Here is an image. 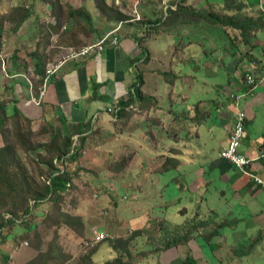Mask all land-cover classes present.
<instances>
[{"label":"crops","instance_id":"1","mask_svg":"<svg viewBox=\"0 0 264 264\" xmlns=\"http://www.w3.org/2000/svg\"><path fill=\"white\" fill-rule=\"evenodd\" d=\"M52 1L0 0V49L7 62L6 73H2L0 65V104L3 105L7 116L10 117L16 112L22 120L34 126L44 122L58 124L66 121L67 126L84 131L86 126H91L93 131H111L114 134L112 139L100 145L101 151H88L81 160V166L88 167L87 155L98 154L102 158L101 165L107 169L113 160L111 154L116 157L115 160L126 156L125 168H122L120 173H112L120 179L116 184L127 185L122 180L129 177L127 173L135 164L136 170H132L135 172L131 175V188L141 193L146 186H150L149 190L163 192V185L156 187L154 179L169 172H179L182 168L183 175L179 177L183 178V184L189 186V191L193 190L207 197L220 196V202L224 206L230 204L227 200L229 195H232V200L238 206L255 207V202L264 200L262 193L264 188L222 157L223 151L228 146L237 113H247V138L243 143L242 154L254 161L250 173L264 181V84L250 95L244 85V76L252 63L259 64L264 58V30L252 32L255 38L246 43L245 40L242 41L239 30L226 27L227 33L237 36V40L231 41L228 38L231 42L229 44L228 40L214 43L204 38L209 45L207 51L203 43L194 40L193 28L188 27V25L196 26V22H193L196 18L183 14L181 18L175 17L176 27L182 26L179 47L176 48L175 53L159 54L157 53L159 47L152 43L153 37L157 35L160 38L166 33L172 35L176 28L166 32L167 27L163 23L165 19L162 18L161 22L156 23L162 17V13L161 16H156V10H161L166 17L169 9L172 12L177 10L181 0L177 3L175 0H134L135 5L139 2L137 7L125 9L130 20L108 23L103 16L100 28L97 27L101 37L93 36L94 41H90V43L97 42L106 33L117 29L115 35L119 39L118 45L109 46L103 52L88 58L64 64L51 78L44 100L38 105L33 99L39 94L41 86L36 88L38 91L35 92L34 86H38L39 78L33 67L37 65L39 59L34 58L32 54L38 49V52L44 56L51 55L52 49L60 48L61 51L58 53L61 54L62 51L72 48L68 44L56 46L58 39L66 31L67 24L59 33H53L57 18L53 15ZM77 1L80 2L79 5L76 4ZM83 1L61 0L60 4L63 12L66 13L70 5L78 8L84 4ZM241 1L245 4L243 13L256 18L260 0ZM88 2L94 4L92 0ZM196 2L206 4L207 7L211 4V0H196ZM212 2L217 4L215 12L227 14L225 13L227 2L224 4L218 0ZM184 5L188 7L185 3ZM189 7L200 12L206 10L195 6ZM136 14L139 19L136 18ZM215 26L220 27L227 34L224 26L219 24ZM47 41L50 45L46 48ZM181 47L182 51H188L189 54L179 59L178 63L182 60L184 63H196L203 58V61L210 62H204L208 67L220 66L227 77L224 85L220 83L213 85V82L207 83L208 81L201 80L194 82L195 75L180 76L179 71L168 72L165 58H169L172 64ZM166 50L171 51V46L166 47ZM219 50L225 53L216 55ZM48 63L49 60L46 64ZM162 74L163 76L171 74V81L163 82ZM138 75L143 77L141 91L145 100L133 105L132 115L127 122L118 123L113 112L120 101L128 99ZM212 75L215 73L212 72ZM207 88H210V92ZM110 108L113 112H108ZM217 128L220 130L215 136ZM156 132L161 134L160 138L156 137ZM209 145H212L211 148ZM168 161L169 169L165 172L159 171ZM208 172L214 175L206 179ZM191 176H195L192 186L187 184ZM143 177H153V179L144 186V183L138 181ZM153 193L156 194V191ZM203 201L207 205L211 204L209 198H203ZM199 209L201 208L191 207L192 216ZM207 210L218 215L211 208ZM84 211L90 219L91 210L86 208ZM183 212L189 215L190 209L185 206ZM263 216L261 212L253 217L255 220H261ZM89 219L87 222L90 221ZM257 224L262 225L259 222ZM104 227L106 226L101 224L100 227L94 226V231ZM5 229L7 230L6 226L0 228V234L2 232L0 264L30 262L35 257L34 250L19 239L16 241V230L12 232ZM197 235L198 233L189 245L203 240ZM257 235L259 236L249 237L250 242L262 239L261 231ZM224 238L227 239L223 243L225 248L233 249L234 255L238 257L239 250L236 245L229 241V237L224 236ZM203 246L206 249L204 242ZM256 246L252 244L249 250L243 252V256L250 258ZM256 250L253 255H264V247L258 246ZM97 253L93 254L91 264H105L116 257L113 251L111 256H108L109 259H97L95 257ZM72 254H74L72 259H75L77 252ZM189 254L195 258L192 253Z\"/></svg>","mask_w":264,"mask_h":264},{"label":"rangeland","instance_id":"2","mask_svg":"<svg viewBox=\"0 0 264 264\" xmlns=\"http://www.w3.org/2000/svg\"><path fill=\"white\" fill-rule=\"evenodd\" d=\"M183 1L185 0H182V8H184L182 9L183 14L190 10L185 9L184 3L188 5V7L195 6L201 10L206 9L202 12L204 19L201 20L197 18L195 20L196 26L188 25V27L193 28L192 36L195 41L203 43L207 51H209V45L204 38L212 40L214 43L215 41L217 43H222L228 40V43L231 44L224 31L213 24L215 18L210 14L213 13L218 16H225L223 12H215V6L217 4L213 3V0H211V4L208 7L206 4L202 5V3H197L196 0ZM227 1L229 0H218V2L223 4ZM175 2L177 3L178 0H175ZM108 3L114 6V0H109ZM122 3L124 4V0L116 1V5H121ZM76 4L79 5L80 2L77 1ZM86 7L91 12L92 16L95 17L96 21L94 24L95 19L93 18V25H78V22L82 21V19L78 17L75 33L79 35V39L77 40V38H75L76 42L73 46H70L77 50L93 43H90V41H88L89 38L86 39L84 36L89 33L91 38L94 34L90 35V32L93 30L94 26L96 30L97 27L100 28V21L103 17V14L100 13L101 11L94 8V4L87 1ZM130 13H132V11ZM161 13L162 18L166 19L161 10H156L157 17L161 16ZM104 17L106 16L104 15ZM175 21V15L171 16L170 21L166 24L167 28L165 29L166 32H171V30L176 28L175 33H172V35L166 33L160 38L157 35L153 37L152 43L159 47L157 53L165 55L172 54L175 53L176 48L179 47L178 42L181 40L180 34L182 26L179 25L176 27L177 24ZM61 22L58 23V25H60ZM107 34L108 33L105 35ZM63 36L64 34L58 39V44H56V46L65 45L63 44L64 42H61ZM240 37L242 38L241 35ZM250 38L249 36L248 39ZM242 41H244V39H242ZM49 45L50 44H47L46 46ZM168 46H171V51L166 50ZM58 51H61V48L57 50L52 49L51 55H46L45 63L48 60L50 62H54L56 59L62 60L68 52L62 51L60 54ZM223 52V50H219L215 54L220 55ZM188 54L189 52L182 51L181 47L175 59L172 60V64H170L169 58H165L167 63L166 66L169 69L168 72L177 73L179 71L180 76L185 74L195 75L196 78L194 82L196 80H201L204 82L208 81L207 83L213 82V85L215 83L224 85V81L227 77L220 66H215V68L214 66L208 67V65H204V62L209 61H203V58L196 61V63H184L183 60L178 63L179 59H182L184 55ZM197 54H199V52H197ZM2 55L4 56L3 52ZM4 59L6 60L5 56ZM187 60H189V58H187ZM211 60L213 61V59ZM70 61L74 60H69L66 63ZM213 64L215 65V63H212V65ZM0 65L2 73H6L7 68L5 72L2 70L1 60ZM212 72L215 73V75H212ZM170 75L171 74H165L163 76L162 74L163 82L171 81ZM201 85L204 86L203 84ZM132 90H135L134 86ZM207 90L210 92V88H207ZM132 111L133 108L127 111L129 115L126 116L123 121L127 122L129 120ZM15 122L16 121L9 120L2 128L0 132V150L6 146H10L15 150L16 154L14 156L20 166L24 168L31 182L28 185L22 183L16 184L14 179H10L12 187H9L7 183L3 184V190L9 198L6 199V202L0 201V228L5 227L3 226L5 224L3 220V215L5 213H13L19 217L23 214L22 211L26 203L32 211L29 221L23 224L20 220L14 224L10 223L6 226L7 230L5 229V231H17L16 241L19 239L21 242L27 243V247L34 250L35 257L33 259H39L37 264H91L88 255L96 248L95 252L98 253L95 257H97V259H109L108 256H111V252H113L110 247L112 241L118 236L124 239L131 238L135 231H139L140 235L133 236L134 239L129 244L128 253L126 256L124 255L125 262H130L131 264H159V257L151 259L153 255L151 252L163 250L166 246V236L169 234L167 230L170 229V227H167L163 221L167 220L169 224L173 226L184 225L193 218L191 207H200L201 214H204L202 219H206L205 221L208 222L215 219H210L208 217L209 215L206 214V210L211 208L216 211L218 214L215 216V224H218L216 225L217 229L220 227L219 224L223 222L228 225L222 228L220 232L222 237H217L213 240V244H217L219 248L220 246L223 248H218L219 250L214 253L209 246L206 245V249L204 248V240H201L199 243L192 242L188 247L174 248L173 250L162 253L164 256V258L162 256L164 260L161 259L163 264H182V261L185 260L189 253H192L195 258H197V264H264V255H253V252L258 246L260 248L264 247V216L261 220H255L253 217L261 212L262 215H264V200L255 202V207H247L245 205L238 206L235 204V201L232 200V195H229L227 200L230 201V204L224 206V204L220 202V196L207 197L197 194L193 190L189 191V186L183 184V178L179 177V175H183L182 168L179 172H169V174H164L162 177L154 179L156 187L163 185V192H158V190L154 189L149 190L151 189L150 186H146L144 187L145 189L142 188L143 191L141 193L131 188V175L135 172L132 170H136L135 164L131 166L132 170L127 173L129 177L122 180L124 183H127L125 186L116 184L119 183L120 179H118L115 174H112L109 169L101 165L102 158L98 154L87 155L89 160L88 167L81 166V160L88 151H101L98 146L100 140L112 139L114 134L111 131H107L106 135L102 138H100L98 130L91 131L84 137L85 140L80 139L79 141L78 135L75 136L76 132L74 130H66L65 125L61 124V122L58 124L52 123L53 125L44 122L39 126H34L27 121H21L19 122V126H17ZM61 128H63L64 131L66 130V134H64ZM258 129H260V127ZM219 130V128L215 130V136L219 133ZM68 135H71L72 144L74 143V146H80V144L83 143L81 145V153L83 154L79 163L78 161H69L68 170L73 176L71 187L62 197H54L52 200L43 201L37 203V206H34L35 197L43 194L41 176L48 170V167L41 162L45 159H56L58 157L56 150L60 144L65 141V136ZM160 136L161 134L156 132V137L160 138ZM112 146H114V144H112ZM209 146L211 148L212 145ZM213 156L215 157V155ZM110 157L113 159V162L109 168L112 170L117 165L123 167L127 159L126 156H124L119 160H115L116 157H113V154H111ZM169 166L170 165L163 168L161 167L159 171L165 172ZM18 172L17 168H13L10 169L9 174H17ZM213 175L214 173L210 174V172H208L205 178L208 179V177ZM152 179L153 177H143L138 179V181L140 180L139 182L144 183L145 186V184ZM194 181L195 176H191V178L187 180V184L192 186ZM217 183L219 182L217 181ZM220 186H223V184H220ZM10 189L13 191L10 192ZM154 191H156V194L153 193ZM262 193H264V191H262ZM203 198H209L211 204L207 205L203 201ZM185 206L190 209L189 215L182 214L185 210ZM86 208L91 210L90 219L89 216L86 215V211H84ZM78 214H84L85 216L82 217ZM5 217L6 222L12 219V216L7 215ZM72 218H80L84 226L76 219L74 220ZM88 219L90 220L89 222H87ZM257 222L262 225L257 224ZM100 224L106 226L102 230L106 228L105 231H107L111 237L91 246L96 234L101 230L99 228L94 231V226L100 227ZM150 225L151 227H149ZM187 226L191 227L192 223ZM213 230H215L214 226L207 228L205 231L211 233ZM179 231H182V229ZM260 231L262 239L254 241L257 242V246L252 251V256H250V258L244 257L243 252L249 250V247L254 243L250 242L248 238L254 235L258 237L259 235L257 234ZM171 233L176 234L178 231L171 230ZM1 236L0 240L2 239ZM224 236L229 237V241L236 245L237 250H239L237 254L238 257L234 255L235 251H233V249L225 248L223 243H225L227 239H223ZM75 252H77V256L75 259H72L74 256L72 253ZM255 252L257 253V250Z\"/></svg>","mask_w":264,"mask_h":264},{"label":"trees","instance_id":"3","mask_svg":"<svg viewBox=\"0 0 264 264\" xmlns=\"http://www.w3.org/2000/svg\"><path fill=\"white\" fill-rule=\"evenodd\" d=\"M61 0H53L52 4H53V15L57 18V24L53 27L54 31L53 33H59L60 30L62 29V27L64 25L67 24V28L66 31L62 33V35L64 34V36L61 38V42L63 44H68L69 46H73L74 43L79 39V35L77 33H75L76 29H77V23L78 22V17L82 19L81 22H78V25L80 24H92L93 25V18L95 19L94 16H92L91 12L88 10V8L86 7V2L88 0H84V4L81 5L80 7L76 8L74 6H69L67 8V13L63 12V8L62 5L60 4ZM93 3L95 4V8L96 10H100L101 14H103L102 16H106V19L108 20V23L111 22H120V21H128L130 20V17L125 13V9L130 8L133 9V7L135 6V2L134 0H124V4L122 3L121 5H116V1L114 0V6L112 4H109L108 1L109 0H92ZM186 1V0H185ZM183 1V2H185ZM258 5V4H257ZM260 5H261V0H260V4L257 6V8H259V12L258 15L256 16V18H254V16H248L246 14H244V6L245 4L241 1V0H229L226 3V7H227V11H225V16H218L217 14H210L212 15V17L215 18V21L213 22V24L217 25H222L224 26L225 32L227 33V29L226 27H233L234 29L239 30L240 35L242 36L241 39H244L246 41V43L251 40L254 39V35L252 34V32L255 31H262L264 30V14L262 13L261 9H260ZM256 6V5H255ZM124 9V10H123ZM184 8H182V0L180 1V3L177 6V10L175 12H172L170 9L168 10V15L166 16L165 21L163 22L164 25L168 23V20L170 19V14L171 16H174L176 18H181L183 15V10ZM185 9H190L189 12L185 13V16L188 17H195L196 19H204L203 18V14L200 11H195L193 8L190 7H185ZM237 11V13H236ZM67 16V17H66ZM184 16V15H183ZM66 17V18H65ZM194 19L193 22L196 20ZM208 19V18H206ZM65 20V21H64ZM62 21V22H61ZM96 19L94 20V24H95ZM162 21V17L161 19H159L156 23L161 22ZM198 21V20H197ZM60 25H58V23H60ZM210 22V21H209ZM68 29V30H67ZM154 29V28H153ZM94 34L91 36H89V33L84 36L86 39H88V41H94L95 38H99L101 37V32L94 26L93 30L90 32V35ZM61 35V36H62ZM228 36V38L231 41H235L237 40V36L234 37L232 35H230L229 33L226 34ZM95 36V38L93 37ZM251 37L250 39H248V37ZM94 43V42H93ZM48 44V41L46 42V45ZM47 47V46H46ZM32 56L36 59H39L37 62V65L34 68V72L36 73V75L39 78V82H38V86L35 87L34 86V90L35 92H37L38 90L36 88H38L41 84V78L44 74V70H45V59H46V55L44 56L43 54L38 52V49L36 52H34L32 54ZM143 84V77L141 75H138L137 78V82L134 84V93H130V96L128 97V99L122 100L120 101V104H118L117 108H119L116 112L114 111L113 113H115L114 117L116 118V121H118V123L122 122L123 119L126 118V116H128V112L130 109L134 108L133 105H135L138 102L144 101L145 97L143 95V92L141 91V85ZM116 108V109H117ZM125 115V116H124ZM132 115V112L130 113V116ZM16 121V125L19 126V122L23 121L16 112L13 113L12 116H7L5 109L3 107L2 104H0V132L2 130V128L4 127V125L9 121ZM24 122H26V120H24ZM124 122V121H123ZM61 124L65 125L66 130H74L76 132L75 136L78 135L79 137V141L80 139L85 140V136H87L89 134V132L93 131L91 130V126H86V131L84 130H80L78 128L75 127H71V126H67L66 125V121H63ZM117 124V123H115ZM51 125H53L51 123ZM63 130V128H61ZM65 130V131H66ZM64 131V130H63ZM64 131V134H66V132ZM100 133V138H102L104 135H106V132L100 131L98 130ZM65 141L60 144V146L58 147V149L56 150V152L58 153V157L56 159L52 158L51 160L45 159L43 160L41 163L44 164L46 167H48V170L46 173H44L41 176V184L43 187V194L42 195H37L35 197V202H34V206H37V203L40 202H46L47 200H52L54 197L59 198L62 197V195H64L65 193H67L71 187L72 184V174H70V171L68 170V165H69V161L71 160L72 162H77L79 163L80 158L82 157L81 153V145L83 143L79 145H75L74 143L72 144V140H71V135L65 136ZM110 139H104V140H100V143L98 144V146L100 147V145L108 142ZM15 150L10 147V146H6L5 148L0 150V201H4L6 202L7 198H9V196H6L4 190H3V184L7 183L9 187H12V184L10 182V179H14L16 184L22 183L24 185H28L31 182V179L28 177L27 173L24 171V168L22 166H20V164L17 162L16 158H15ZM127 161V159H126ZM113 162V160L111 161V163ZM110 163V165H111ZM126 165V162L124 164L123 167L117 165L115 166V168L112 170L111 168L108 167V169L111 171V173H120L122 171V168L124 169ZM170 165V162L168 161L165 165ZM13 168H17V170L19 171L17 174H9L10 169ZM169 168H167L166 170H168ZM13 191L12 189H10V192ZM25 208L22 211V215L17 217V215L15 214H11V213H5L3 215V220H4V225L3 226H7L10 223L14 224L17 221H22L23 223H26L29 221L30 216L32 211L30 210V208L26 205L25 203ZM12 216V219H10L8 222H6V217L5 216ZM183 215H185V212H182ZM206 214H208L209 218L212 219L214 218L216 220V214L215 213H211L209 210H206ZM204 214H201V209L197 210V212L195 213V215L193 216V218L189 221L192 223V226L189 227L187 225L191 224L189 222H187L184 225H178V226H173L169 224V221L164 220V224L167 225V227H170V229H168L167 231L169 232V234L166 236V246L163 250H158L155 252H151L153 253L152 258L151 259H156L157 257H159L158 261L159 264H163L162 263V253L166 252V251H170L173 250L174 248L178 249L181 247H185L189 245V242H191L194 238L195 235L198 233L197 237L201 238L204 240V243L210 247V249L212 251H216L219 246L217 244H213V240L217 237H222L220 235V232L222 230V228H224L226 225L225 222L219 224L220 227L219 229H217L215 224V220H210L205 221L206 219H202V216ZM69 216V215H66ZM71 217V216H70ZM22 218V219H19ZM72 219H76V218H72ZM81 225L84 226V223L81 222L80 218L76 219ZM189 223V224H188ZM152 225V222H151ZM214 226V229L211 233H207L205 230L207 228H211ZM180 229H182V231H179ZM171 230H176L178 231V233H171ZM150 231V230H148ZM2 235V232L0 234V236ZM140 232L139 231H135L133 236H139ZM131 238H120V236H118L117 238H115L112 241V245H110V247L112 248V250L116 253V257L110 261H107L105 264H131L130 262H125V257L126 254L128 253V248H129V244L131 243V241H133L134 237ZM107 240V239H106ZM105 241V240H103ZM102 241V242H103ZM101 242V243H102ZM215 242V241H214ZM256 245L255 243H253V246ZM99 246V245H98ZM97 249V248H96ZM96 249H94L92 252L89 253L88 258L90 260H92V256L95 253ZM37 262H39V259L35 258L32 261H30L27 264H37ZM198 261L197 259H195L191 254H189L184 261H182V264H197ZM157 264V263H156Z\"/></svg>","mask_w":264,"mask_h":264},{"label":"built area","instance_id":"4","mask_svg":"<svg viewBox=\"0 0 264 264\" xmlns=\"http://www.w3.org/2000/svg\"><path fill=\"white\" fill-rule=\"evenodd\" d=\"M139 2L134 6L137 7ZM260 9L264 14V0H262ZM134 12L136 13L135 9ZM136 18L139 19L136 14ZM116 30L108 33L103 36L97 42L92 44L83 46L80 49L69 48L65 51H68L65 57L62 60H57L55 62H50L46 65L44 70V75L41 78V87L39 88V94L37 97H34L33 101L36 104H42L44 97L46 95L47 85L50 82L51 78L57 73V71L69 60H80L85 59L88 56H91L95 53H100L106 50L109 46H117L118 45V37L115 35ZM0 60L2 63V70L5 72L7 62L2 55L0 50ZM264 60V58H263ZM258 63H252L250 69L247 70L244 76V85L247 87L248 94H254L263 84H264V61ZM130 93H134L132 90ZM238 99V98H236ZM114 110L115 112L118 110ZM108 112H113V109L110 108ZM247 121L248 115L245 112H238L236 121L233 127V131L231 132L230 139L228 142L227 148L223 151L222 157L224 160L230 162L236 169H238L244 175L249 176L257 183L260 187L264 188V181L260 178L253 176L250 171L252 169V165L254 163L247 155L242 154V147L245 139L247 138ZM105 214V213H104ZM22 223V221H20ZM111 237V235L105 231L100 230L96 236L94 241L91 243V246H94L95 243L103 241L107 238ZM27 244V243H26Z\"/></svg>","mask_w":264,"mask_h":264}]
</instances>
